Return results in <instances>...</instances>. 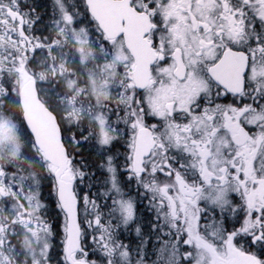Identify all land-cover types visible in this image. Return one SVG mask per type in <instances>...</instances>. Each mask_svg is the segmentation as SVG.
<instances>
[{
  "label": "snow or ice",
  "instance_id": "1",
  "mask_svg": "<svg viewBox=\"0 0 264 264\" xmlns=\"http://www.w3.org/2000/svg\"><path fill=\"white\" fill-rule=\"evenodd\" d=\"M0 264H264V0H0Z\"/></svg>",
  "mask_w": 264,
  "mask_h": 264
},
{
  "label": "flooded vegetation",
  "instance_id": "2",
  "mask_svg": "<svg viewBox=\"0 0 264 264\" xmlns=\"http://www.w3.org/2000/svg\"><path fill=\"white\" fill-rule=\"evenodd\" d=\"M36 3L40 4L41 8H43L44 0H36ZM57 239L59 238L57 237Z\"/></svg>",
  "mask_w": 264,
  "mask_h": 264
}]
</instances>
